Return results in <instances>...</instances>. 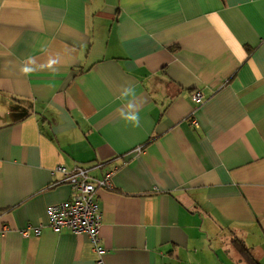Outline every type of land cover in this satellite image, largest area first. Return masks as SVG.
I'll return each mask as SVG.
<instances>
[{"label":"crops","instance_id":"1","mask_svg":"<svg viewBox=\"0 0 264 264\" xmlns=\"http://www.w3.org/2000/svg\"><path fill=\"white\" fill-rule=\"evenodd\" d=\"M97 162L102 264H247L235 237L264 264V0H0V264H100L47 213L72 194L52 169Z\"/></svg>","mask_w":264,"mask_h":264},{"label":"built area","instance_id":"2","mask_svg":"<svg viewBox=\"0 0 264 264\" xmlns=\"http://www.w3.org/2000/svg\"><path fill=\"white\" fill-rule=\"evenodd\" d=\"M191 99L196 105L202 104L206 99L205 93L201 89H195L191 93ZM191 122L198 126L194 117V111L188 117ZM142 148L139 147L138 150ZM104 162H97L94 166L77 164L71 168L64 164H58L52 169V174L61 175L57 182H67L72 188L69 199L52 203L47 208L48 226L56 232L69 230L75 234H86L93 249L99 255V263H103V255L107 252L99 230L102 222V208L99 201L98 190L101 188H112V177L117 170H104ZM104 170L102 176L96 177L91 173L92 169ZM32 228H26L24 234H31ZM4 230L0 231V237ZM41 227L34 228L35 235H40Z\"/></svg>","mask_w":264,"mask_h":264},{"label":"clouds","instance_id":"3","mask_svg":"<svg viewBox=\"0 0 264 264\" xmlns=\"http://www.w3.org/2000/svg\"><path fill=\"white\" fill-rule=\"evenodd\" d=\"M41 52H46L47 48L41 47ZM61 62L59 54L55 56H49V58L43 62L38 63L36 58L28 56L20 65L19 72L25 77L31 76L36 71L48 70L55 73L58 70V65ZM118 99L122 101L121 107L118 108V120L124 121L126 124H130L132 127H141L140 110L142 102L139 100L136 89L134 86L129 85L122 88Z\"/></svg>","mask_w":264,"mask_h":264},{"label":"trees","instance_id":"4","mask_svg":"<svg viewBox=\"0 0 264 264\" xmlns=\"http://www.w3.org/2000/svg\"><path fill=\"white\" fill-rule=\"evenodd\" d=\"M233 245L247 264H260V262L254 258L250 248L244 243L242 238L235 237Z\"/></svg>","mask_w":264,"mask_h":264}]
</instances>
